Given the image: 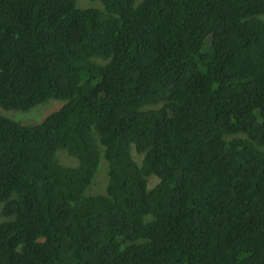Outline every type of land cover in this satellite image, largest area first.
Here are the masks:
<instances>
[{
	"label": "trees",
	"instance_id": "1",
	"mask_svg": "<svg viewBox=\"0 0 264 264\" xmlns=\"http://www.w3.org/2000/svg\"><path fill=\"white\" fill-rule=\"evenodd\" d=\"M90 1L0 0V264H264V0Z\"/></svg>",
	"mask_w": 264,
	"mask_h": 264
},
{
	"label": "rangeland",
	"instance_id": "2",
	"mask_svg": "<svg viewBox=\"0 0 264 264\" xmlns=\"http://www.w3.org/2000/svg\"><path fill=\"white\" fill-rule=\"evenodd\" d=\"M144 0H135V5H140ZM79 3L81 5H88L87 7H81V8H101V4L99 2H92L90 0H79ZM79 6V4H78ZM80 7V6H79ZM64 105L61 101L56 100H49L48 102L37 106L36 108L24 112V111H16V110H4L1 109V114L5 116L8 119L14 120L20 124L23 125H37L41 122H43L48 116L53 114L54 112L58 111L62 106ZM61 162L66 165L74 164L75 161L68 158V155L64 152L61 154ZM105 167L102 168V170L98 173L95 184V190H103L105 188V185L107 183V177L105 172ZM158 180L155 178L150 179V187H153ZM95 183V180H94ZM93 186L91 188L94 187ZM2 218L0 217V220Z\"/></svg>",
	"mask_w": 264,
	"mask_h": 264
},
{
	"label": "clouds",
	"instance_id": "3",
	"mask_svg": "<svg viewBox=\"0 0 264 264\" xmlns=\"http://www.w3.org/2000/svg\"><path fill=\"white\" fill-rule=\"evenodd\" d=\"M151 178H155V179L157 180V178H156V177H154V176H153V177H151ZM157 182H158V181H157Z\"/></svg>",
	"mask_w": 264,
	"mask_h": 264
}]
</instances>
